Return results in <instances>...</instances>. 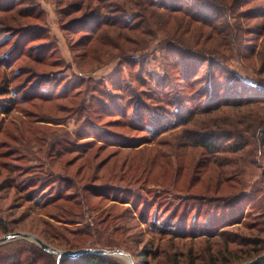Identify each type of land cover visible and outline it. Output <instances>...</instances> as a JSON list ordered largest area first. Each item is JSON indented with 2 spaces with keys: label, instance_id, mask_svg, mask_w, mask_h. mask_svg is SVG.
<instances>
[{
  "label": "rangeland",
  "instance_id": "1",
  "mask_svg": "<svg viewBox=\"0 0 264 264\" xmlns=\"http://www.w3.org/2000/svg\"><path fill=\"white\" fill-rule=\"evenodd\" d=\"M172 2L182 11L159 21L171 0H0V237L45 230L43 242L58 234L73 246L48 244L59 250L118 245L128 256L104 259L119 264H239L264 252L246 256L264 242V178L246 177L230 200L213 190L232 155L220 134L210 150L194 142L211 70L185 57L224 54L229 38L262 53L254 70L226 52L213 66L264 96L253 86L264 83V0ZM196 67L183 85L181 68ZM35 249L11 238L0 264Z\"/></svg>",
  "mask_w": 264,
  "mask_h": 264
},
{
  "label": "trees",
  "instance_id": "2",
  "mask_svg": "<svg viewBox=\"0 0 264 264\" xmlns=\"http://www.w3.org/2000/svg\"><path fill=\"white\" fill-rule=\"evenodd\" d=\"M172 1L173 0H171V4L173 3ZM228 1L230 0H192L194 3L203 6H215L216 8L219 7V4L225 6ZM161 7L164 13L158 18L159 21L170 19V14L180 13L182 11L179 7L173 6V4H165ZM231 41V38L226 39V43L221 46L223 47L222 52L224 54H221L218 48L211 47L210 49H204L203 52L200 51L196 53L194 56L189 53L185 55V57L190 59L202 57L204 61H207L206 65L209 66L205 68V70H211L208 79L203 80L202 86L197 90V93L205 101L204 106L198 110L200 115L204 117V122L203 124L200 123L202 131L197 132L198 137L194 142H198L200 145L210 150L211 148L213 149V147L215 148V145L212 144L215 135L219 136L220 134L226 137L228 142H226L223 148L229 151L232 157L229 156V159L226 160L227 168L224 169L225 174L223 179L217 181L218 183L213 188V190H217L218 194L220 193V197L226 198V200L234 198L238 191L247 186L244 181L246 177L254 178V176H256L257 179H259V177L264 178V96L256 93H250L245 96V92L241 90V81L233 72L227 71L219 73V66H213V62H215L217 58L227 60L225 58L226 52L229 57H242L248 60L250 67L253 69L256 61L262 57V53L258 52L253 54L254 52L245 51L239 47L233 48L230 45ZM185 64L187 65L186 68H190L189 62ZM182 69L183 68L180 70V79H182L183 82L181 83H183V85L192 84L200 78L197 67L193 70V76L190 77H188L185 71L182 72ZM261 72L264 73V69H262ZM253 86L264 90V83L254 82ZM177 96L182 97V95L179 94ZM192 125L196 124L193 122ZM255 170H257L258 173H255ZM259 181L262 188H264V179H260ZM62 200L67 203L65 204L66 208H72V206H68V203H70L69 199L67 200V198H64ZM45 228L47 230V227ZM75 234H77V238L80 236V232L79 234ZM75 234H73L74 237ZM42 235H44V237L37 236L41 239L49 236L45 230ZM51 237H53L51 239L54 241L48 242V244L56 248H73L71 243L62 239V235L57 234ZM55 241H60L61 244H55ZM95 247L96 246H87V248L90 249H96ZM97 247H103L104 249L120 248L118 245L115 246L110 244L104 246L98 245ZM258 247L256 252H248L246 256L250 257L251 255L257 254L258 251L264 250V242H261ZM27 252L28 254L23 258L21 257L18 259L15 256H11L8 260L12 261V264H55V256L42 249L37 255V249H35V251L28 250ZM139 255L142 257L145 256L144 253ZM106 256L107 255L87 254L77 257H62L59 264H119L104 259Z\"/></svg>",
  "mask_w": 264,
  "mask_h": 264
},
{
  "label": "water",
  "instance_id": "3",
  "mask_svg": "<svg viewBox=\"0 0 264 264\" xmlns=\"http://www.w3.org/2000/svg\"><path fill=\"white\" fill-rule=\"evenodd\" d=\"M11 238H21L30 240L34 243H36L42 250L45 252L55 255L57 257H77L87 254H97V255H107V256H128L126 252H124L121 249H104V248H96V249H80L77 251H68V250H59L56 248H53L52 246L46 244L43 242L40 238L37 236L31 234V233H23V232H12L3 235L0 237V244L3 242H6L7 240ZM264 263V252L259 254L253 259H250L248 261H244L239 264H261Z\"/></svg>",
  "mask_w": 264,
  "mask_h": 264
}]
</instances>
